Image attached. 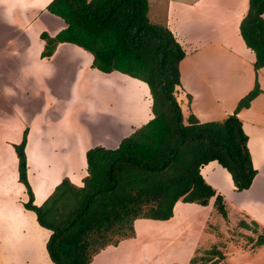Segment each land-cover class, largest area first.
<instances>
[{"label":"crops","instance_id":"obj_1","mask_svg":"<svg viewBox=\"0 0 264 264\" xmlns=\"http://www.w3.org/2000/svg\"><path fill=\"white\" fill-rule=\"evenodd\" d=\"M50 1L0 0V170L2 171L0 191L8 194L5 192L6 189L4 190L7 180L14 189L12 196L0 200V264H54L46 250L50 230L40 226L36 214L23 206L28 200V195L24 185L18 180V159L14 146L21 142L24 130L27 131L24 147L26 177L33 193V204L40 206L63 179H68L75 186H82L83 178L87 175L85 159L87 149L94 146L114 149L123 137L133 133L153 117L149 91L144 88L143 83L135 80L134 82L144 91L140 100L134 104V108L122 110L124 112L121 113L113 103L114 105L109 106H113L112 108L101 111L102 114H99L95 128H90L88 123L81 121L79 124L82 126H78L79 128L68 126L74 133H56L58 130L56 134L49 133L53 131L52 126H47L44 124L45 120L37 117L35 109L37 105L24 104L19 97L21 85L19 74L22 73V65L27 64L30 69L36 71L33 78L31 76V82L36 83L35 89H39L43 94H53L55 97H63L66 93L65 87L67 90L69 87L65 80L61 79L64 76H59L58 70H55L57 75L52 71L53 68L46 70L45 64L49 65L55 59L59 61L58 57H62L61 61L72 60L77 69L81 68L82 63L87 70L89 68L93 70L90 67L92 55L72 43L70 44L78 48L68 47L63 45L67 42H60L50 57H40L45 44L40 34L45 32L49 36H54L66 27L60 17L46 9ZM153 2L158 5L160 20L150 18ZM148 6V16L151 21L165 25L184 51L185 55L179 62V70L184 64L188 66L191 74H197L199 65L209 64L206 70L211 67L219 69L236 67L235 71H240L236 87L231 86L230 82L221 85V80L216 76L211 79L210 84L215 86L212 88L208 85L211 97L220 99V103H225V99L228 98L233 104L237 100L234 106H223L216 113L206 111L199 102V98H207L204 92L200 93V90L201 87H205L209 79L201 86L190 87L182 83L179 78L180 85L176 86L179 91L177 100L185 123L189 115H193L199 122L224 120L228 115L233 114L239 100L251 90L252 77L256 75L257 78L263 79L261 87L263 93H258L247 107L240 108L236 114L248 137L247 148L253 167L257 171L250 187L235 191L230 174L216 161H210L199 169L205 182L215 190L216 194L223 197L226 218L221 217L220 220L226 222L230 221V217L238 218L240 225L245 228L244 242H248L250 236L253 242L247 245V248L254 251L258 235L264 236V119L258 116L264 117V105H260V102L264 101V66L255 71L254 52L246 46L239 32V24L248 10V0H149ZM262 18L264 20V13ZM38 26L47 27L50 33L41 31L36 35L35 29ZM212 42L217 43L218 51H212L210 47ZM61 48L67 49L61 50ZM32 50L34 56L30 59ZM215 53L223 57L222 59L232 60V64L231 62L228 64L225 60L223 64H218L221 61L218 60L215 66L213 63H207ZM21 58L27 60H20ZM186 59H190V62L185 63ZM196 64H199L197 70L193 67ZM66 70H70L68 66ZM18 71L21 73H17ZM228 73L230 74V72L226 74ZM104 74L106 76L111 73ZM241 74L244 75L240 77ZM226 77L229 80L231 78V76ZM243 78L245 82L241 84ZM216 90L226 93L218 97ZM255 104L258 105L256 109ZM43 107L46 108L45 105ZM48 108L55 111L52 106ZM32 112L34 115L31 114ZM48 112L50 115V110ZM32 116L36 117L35 120H32ZM57 118L59 119L56 117L55 120ZM49 119L55 121L50 117ZM33 133L37 134V138L39 136L40 145L44 146L46 142L45 146L53 152V155H49L47 150L35 154L33 163L43 161L45 164L42 162L35 166L27 162L28 160L30 162V157L27 158V155L31 143L33 145L34 140L30 138ZM213 202L214 197L210 198L206 206L177 200L172 209L173 215L167 220L135 219L134 237L122 239L115 246H105L93 256L91 264H134L131 257L134 246L138 251L141 247L143 252L158 250L151 261H146L147 264L188 263L195 254L193 251L199 248L198 236L202 233L206 234L207 219L211 214L217 213L213 208ZM189 211L191 213L187 214ZM180 216H189V218L183 224ZM150 225H157L156 234H153ZM203 225L204 232L199 234L197 230ZM256 230L258 234L254 235ZM187 237L189 238L186 242ZM128 243L132 244V248ZM262 248L264 250V244ZM173 249H178V254L170 256ZM241 251L240 256L245 253L244 250Z\"/></svg>","mask_w":264,"mask_h":264},{"label":"trees","instance_id":"obj_2","mask_svg":"<svg viewBox=\"0 0 264 264\" xmlns=\"http://www.w3.org/2000/svg\"><path fill=\"white\" fill-rule=\"evenodd\" d=\"M46 9L66 27L54 36L40 34L45 43L41 58L50 57L60 42L75 44L92 55L91 68L145 82L153 114L116 148L87 149L82 186L63 179L40 206L33 204L26 177L27 131L23 132L14 146L18 180L28 195L23 206L50 230L46 242L50 260L91 264L105 246L134 237L135 219H169L177 200L206 206L214 197L213 208L226 218L222 195L205 182L199 169L216 161L230 174L235 191L250 187L257 171L236 114L260 90L256 86L250 90L222 121L203 123L189 115L185 123L174 95L185 54L165 25L149 20L148 0H51ZM263 13L264 0H248L239 24L243 41L254 52L255 71L264 66ZM256 243L264 244V236L258 235ZM205 253L211 259L204 258L201 264H228L215 246ZM195 259L187 264H195Z\"/></svg>","mask_w":264,"mask_h":264},{"label":"rangeland","instance_id":"obj_3","mask_svg":"<svg viewBox=\"0 0 264 264\" xmlns=\"http://www.w3.org/2000/svg\"><path fill=\"white\" fill-rule=\"evenodd\" d=\"M148 2H149V0H148ZM150 3H151V1H150ZM151 7H152L151 8L152 12L150 14V18L153 20L154 19L160 20V17H159L160 15L158 14L159 9H158L157 3L153 2L151 4ZM148 12H149V8H148ZM148 18H149V16H148ZM150 18H149V20H151ZM151 22L157 23L155 21H151ZM158 24H162V23L158 22ZM47 29L48 28L45 26H41V27L38 26V28L35 29V33H36V35H39L41 31H47L48 33H50L49 30H47ZM174 39H175V37H174ZM63 45L68 46V47L73 46L70 43L63 44ZM210 45H211L210 47H211L212 51H218L219 50L217 48V43L212 42V43H210ZM73 47H76V46L74 45ZM76 48H78V47H76ZM65 49H67V48H61V50H65ZM81 55H79L80 58H81ZM217 55H218V53H215V55H213V57H210V59L207 63H213V65L215 66L218 60H221L218 64H223V60H225V62H228V64H230V62L232 64V62H233L232 60L227 61L226 59H222L223 57H220ZM30 56H31V58L30 57L29 58L32 59L34 56L33 50L30 51ZM62 59H63L62 57H58L59 61H57V59H55V61L51 62V64H49V65L45 64V69L48 70V69L53 68L52 71L55 72V70H58L59 76H64L61 79L65 80V82L67 83L66 85L69 87V90H67L65 87L66 93L63 94L65 97L64 96L63 97H61V96L55 97L53 94H49V93L43 94L42 92L39 91V89H35L34 84L36 85V83L31 82V76L33 78V76L36 74V71L34 69H30L29 65L23 64L22 65V73L20 71L17 72V73H21V74H19V78L21 79V85L19 86L20 87L19 97H20L21 101L24 104L31 103V104L37 105L35 108L37 111V114H36L37 117L39 119L45 120L44 124H47V126H52L53 131L51 130V131H49V133H55L56 130H58L56 133H70V132L74 133L72 130H70L68 128V126L72 127V128L73 127L77 128L78 126L80 127V126H82L79 124V123H81V121L88 123L90 128H95V124L97 123V119H98L99 114H102L101 111H106L107 108H112L113 106L109 107L111 104L114 103L116 106V109L118 108V111L121 113H123L128 108H134V104H136V102L140 100L139 98H141L143 91H144L140 86L137 85L136 82H134L135 80L143 83L144 88L148 89V86L145 82L138 80V79H135V78L131 79L132 77H129L128 75H125L122 73H121L122 74L121 75L120 73H117V71H113V72H111L110 75H106V77H105L104 73L99 72L95 69H93V70H95V72L93 70L92 71L89 70L90 69L89 67H88L89 69L87 70L85 68V65H82V63L80 64L81 68L77 69L76 65L73 64L72 60L61 61ZM195 59L197 60V54L195 56ZM20 60H27V59L21 58ZM82 60H83V58H82ZM185 61H184L185 63H188V62H190V59H186ZM197 65H199V64L193 65L195 70H197ZM208 65L209 64H207L206 66H205V64L199 65L198 73L197 74H195V73L191 74L189 72L188 66H184V64H183L181 70H179L180 71L179 78H180V81H182V83H184L185 85L190 86V87L191 86H201V84L205 80L209 79V80H207L209 82L205 83L206 84L205 87H203V88L201 87V90H200V93L204 92V96H205V98L206 97L207 98L206 99L199 98V102L202 103V105L204 106L206 111L209 110V112L212 111V112L216 113L223 106L224 107L234 106L236 104L237 100L233 104V103H230L229 98H228V99H225V103H220L219 102L220 99H217L216 97H211L210 91H209L210 88L208 87V85L212 88L215 87L214 84H210L211 79H214V77L216 76L219 78V80H221V85H227L230 82L231 86L233 85L234 87H236L237 86L236 84L238 82V77H239L238 73L240 71L236 72L235 71L236 67H233V68L232 67H227V68L224 67L221 69L216 68V67H211L208 70H206V67ZM67 66L69 67L70 70H66ZM63 68H65V69H63ZM227 72H230V74L229 73L226 74ZM40 73H41V71H40ZM242 73H244V68H242ZM56 74L58 75V73H56ZM243 75L241 74L240 77H242ZM103 76H104V78H103ZM226 76H228V77L231 76L230 80ZM106 82H107V84H106ZM244 82H245V80L243 78L241 80V84H243ZM38 86H39V82H38ZM255 86H256V88H258V90H260L259 93H263V91H261V87L263 86V79L257 78L256 75H255V77H252L251 90ZM148 91H149V89H148ZM216 91L218 93V97H222L224 95V93H226V92L221 91V90H216ZM126 93H128V94H126ZM178 94H179V91L175 88V94L174 95H175L176 99H177V97H179ZM123 95H124V97H123ZM125 95L127 96L126 98H125ZM198 96L200 97V95H198ZM130 98H132V99H130ZM254 98H252L251 100L249 99L250 101L247 100L246 103L250 104ZM200 99L202 102L200 101ZM44 105L46 106V108L43 107ZM256 105L257 104L254 105L255 109H256ZM260 105H264V101H261ZM48 106H52V108L57 112L51 111V109L48 108ZM48 110H50V112H51L50 115H49ZM122 110H124V111H122ZM31 114L34 115L33 112ZM258 116L262 117V119H264L263 116H261V115H258ZM49 117L52 120H55L56 117H59V119L57 118V120L52 122L49 119ZM35 118H36L35 116H32V120H35ZM46 119H49V120H46ZM210 122H212V121H210ZM51 123H53V124H51ZM203 123H205V122H203ZM81 129H83V128H81ZM81 129H75V130L79 131ZM39 133H42V132H39ZM30 138H31V140H34V141H33V145L31 143L29 150H28L27 158L30 157V162H29V160L27 162L29 164L35 165V164H41L43 162L41 160L42 162L33 163L35 154H37V153H42V152L47 150L49 152L48 153L49 155L50 154L53 155V152H51V150L48 148V146H45L46 142H45L44 146L39 144L41 142V140H39L40 139L39 136L37 138V134L33 133L32 137H30ZM37 143H38V145L36 146ZM44 154H47V153H44ZM0 173H2L1 170H0ZM3 173H4V171H3ZM6 177H7V175H6ZM5 189H6L5 192H7L8 194L6 195V193L4 194L2 191H0V200L3 199V197H5V199H7L9 196H12L14 189L12 187H10L8 180H7V185L5 186L4 190ZM8 190H11V192ZM215 212H217V211L215 210ZM189 213H191V211H189L187 214H189ZM172 215H173V213H172ZM221 217H222V215L217 212L214 215L211 214V217H209L207 219V223L205 225L206 226V230H205L206 234L202 233L201 235L198 236L199 237V244H198L199 248L197 247L198 249L193 251V252H195L193 257H196L195 264L204 263L202 261L204 258H207L208 260L211 259V257L208 258L209 254H207L205 252L208 249H210L212 246H215L217 249H219L224 254V261L227 262L228 264H264V250L262 248V245L258 246V244L255 242L254 245H256L255 246L256 249L254 251H251L247 248V245L252 243L253 239L249 236V241L244 242L246 238H245V234H243L244 233L243 229H245V228L242 225H240V223H241L240 220L238 218L230 217L229 218L230 221L222 222V219L220 220ZM187 218H189V216H187V217L186 216L185 217L180 216V219L182 220L183 224L186 222L185 220H187ZM150 226L152 227L153 234H156L158 231L157 225H150ZM205 226L203 225V226L198 228L197 231L199 232V234L202 231L204 232ZM200 228H203V229L199 230ZM139 229L141 230V228H139ZM257 234H258V231L256 230V234L254 233V235H257ZM188 236L190 237V235H188ZM189 237L186 238V242L188 241ZM115 238H116V236H113V239H115ZM128 245L130 247L132 246L131 243H128ZM135 247L136 246H134L133 248L131 247L132 250L134 249L133 254L131 255V257H133L134 264H147L146 261H149V260L151 261L152 256L153 255L155 256L157 251H158V250L157 251L153 250L150 252L149 251L143 252L141 247H140L139 251ZM252 247H254V246H252ZM251 249H253V248H251ZM241 250L245 251V253L242 256H240V252H242ZM177 251H178V249H173L170 252L171 253L170 256H173V254H178ZM145 253L147 255H144ZM214 259H216V258H214ZM208 260H207V262H208ZM172 263L183 264L181 262H172ZM185 264H187V263H185Z\"/></svg>","mask_w":264,"mask_h":264},{"label":"bare ground","instance_id":"obj_4","mask_svg":"<svg viewBox=\"0 0 264 264\" xmlns=\"http://www.w3.org/2000/svg\"><path fill=\"white\" fill-rule=\"evenodd\" d=\"M106 77V76H105ZM112 77V76H111ZM103 78H104V76H103ZM102 78V79H103ZM127 82V81H126ZM106 84H107V82H106ZM138 85V84H137ZM119 86V85H118ZM136 88V87H135ZM125 89V88H124ZM137 89V88H136ZM126 90V89H125ZM140 92V91H139ZM121 93V92H120ZM126 94H128V93H126ZM123 97H124V95H123ZM127 96L125 95V98H126ZM130 99H132V98H130Z\"/></svg>","mask_w":264,"mask_h":264}]
</instances>
